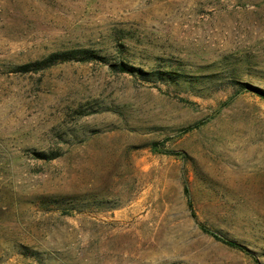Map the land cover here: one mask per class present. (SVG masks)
Segmentation results:
<instances>
[{
    "label": "rangeland",
    "instance_id": "1",
    "mask_svg": "<svg viewBox=\"0 0 264 264\" xmlns=\"http://www.w3.org/2000/svg\"><path fill=\"white\" fill-rule=\"evenodd\" d=\"M0 264H264V0H0Z\"/></svg>",
    "mask_w": 264,
    "mask_h": 264
},
{
    "label": "trees",
    "instance_id": "2",
    "mask_svg": "<svg viewBox=\"0 0 264 264\" xmlns=\"http://www.w3.org/2000/svg\"><path fill=\"white\" fill-rule=\"evenodd\" d=\"M74 51H72L71 53L69 52H66V53H53L51 54L47 59L43 60V61H39V65L42 64V65H46V64H49L55 60H58V59H68V58H71V54L73 53ZM23 70L27 71L28 70V65H25L24 67H22ZM214 236L216 238H220L218 235L214 234ZM223 242H225L226 244L230 245V246H234V247H240L242 248V246L237 243L236 241H233V240H230V239H225V238H220Z\"/></svg>",
    "mask_w": 264,
    "mask_h": 264
}]
</instances>
